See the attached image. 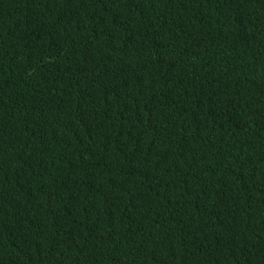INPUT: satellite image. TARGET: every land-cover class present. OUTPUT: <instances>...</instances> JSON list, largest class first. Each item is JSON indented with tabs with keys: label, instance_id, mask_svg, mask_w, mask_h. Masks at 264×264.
Returning <instances> with one entry per match:
<instances>
[{
	"label": "trees",
	"instance_id": "1",
	"mask_svg": "<svg viewBox=\"0 0 264 264\" xmlns=\"http://www.w3.org/2000/svg\"><path fill=\"white\" fill-rule=\"evenodd\" d=\"M0 264H264V0H0Z\"/></svg>",
	"mask_w": 264,
	"mask_h": 264
}]
</instances>
